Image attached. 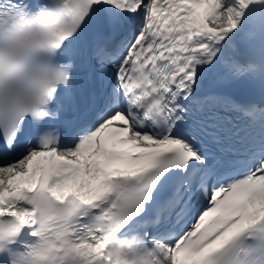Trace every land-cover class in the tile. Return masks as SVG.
Returning a JSON list of instances; mask_svg holds the SVG:
<instances>
[{
	"label": "snow or ice",
	"instance_id": "snow-or-ice-1",
	"mask_svg": "<svg viewBox=\"0 0 264 264\" xmlns=\"http://www.w3.org/2000/svg\"><path fill=\"white\" fill-rule=\"evenodd\" d=\"M0 264H264V0H0Z\"/></svg>",
	"mask_w": 264,
	"mask_h": 264
}]
</instances>
